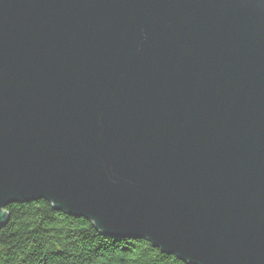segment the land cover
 Segmentation results:
<instances>
[{"label":"water","instance_id":"water-1","mask_svg":"<svg viewBox=\"0 0 264 264\" xmlns=\"http://www.w3.org/2000/svg\"><path fill=\"white\" fill-rule=\"evenodd\" d=\"M36 201L264 264V0H0V227Z\"/></svg>","mask_w":264,"mask_h":264},{"label":"trees","instance_id":"trees-1","mask_svg":"<svg viewBox=\"0 0 264 264\" xmlns=\"http://www.w3.org/2000/svg\"><path fill=\"white\" fill-rule=\"evenodd\" d=\"M0 227V264H186L143 240L102 235L44 201L12 204Z\"/></svg>","mask_w":264,"mask_h":264}]
</instances>
